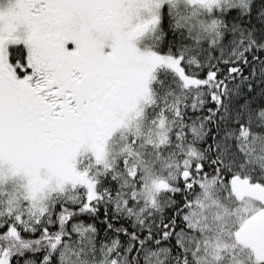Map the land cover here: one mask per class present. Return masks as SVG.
Wrapping results in <instances>:
<instances>
[{
	"label": "snow or ice",
	"instance_id": "obj_1",
	"mask_svg": "<svg viewBox=\"0 0 264 264\" xmlns=\"http://www.w3.org/2000/svg\"><path fill=\"white\" fill-rule=\"evenodd\" d=\"M0 264H264V0H0Z\"/></svg>",
	"mask_w": 264,
	"mask_h": 264
}]
</instances>
